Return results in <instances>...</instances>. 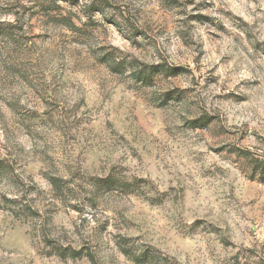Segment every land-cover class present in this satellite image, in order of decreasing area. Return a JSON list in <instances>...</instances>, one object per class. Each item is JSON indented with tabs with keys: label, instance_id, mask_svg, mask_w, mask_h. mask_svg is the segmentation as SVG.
<instances>
[{
	"label": "clouds",
	"instance_id": "1",
	"mask_svg": "<svg viewBox=\"0 0 264 264\" xmlns=\"http://www.w3.org/2000/svg\"><path fill=\"white\" fill-rule=\"evenodd\" d=\"M0 264H264V0H0Z\"/></svg>",
	"mask_w": 264,
	"mask_h": 264
}]
</instances>
